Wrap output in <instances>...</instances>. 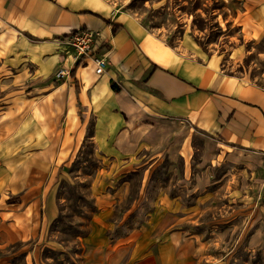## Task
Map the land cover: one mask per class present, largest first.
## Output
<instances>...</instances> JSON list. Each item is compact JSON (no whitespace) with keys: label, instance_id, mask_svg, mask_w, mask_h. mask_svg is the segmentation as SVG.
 I'll use <instances>...</instances> for the list:
<instances>
[{"label":"crops","instance_id":"0c3cea01","mask_svg":"<svg viewBox=\"0 0 264 264\" xmlns=\"http://www.w3.org/2000/svg\"><path fill=\"white\" fill-rule=\"evenodd\" d=\"M80 29L99 33L100 76L90 61L69 76L75 54L66 38ZM60 69L66 77L57 79ZM90 120L96 151L126 171L162 156L190 160L195 131L204 136L202 165L236 159L264 170V88L164 43L110 0H0V248L34 239L47 183ZM112 197L94 199L84 239L90 264H185L183 237L132 231L110 239ZM16 255L0 264L31 257Z\"/></svg>","mask_w":264,"mask_h":264},{"label":"rangeland","instance_id":"374dc122","mask_svg":"<svg viewBox=\"0 0 264 264\" xmlns=\"http://www.w3.org/2000/svg\"><path fill=\"white\" fill-rule=\"evenodd\" d=\"M110 1L171 47L190 49L226 75L264 88V0ZM92 128L90 120L81 145L48 181L42 215L31 222L34 239L1 247L0 260L14 252L16 261H24L30 252L26 264L92 263L84 239L92 228L95 196L106 193L113 195L110 239L132 231L172 234L177 242L185 240V264H264L262 168L236 159L202 165L204 136L195 131L190 160L162 156L126 171L96 151ZM176 136L185 140L183 133Z\"/></svg>","mask_w":264,"mask_h":264},{"label":"built area","instance_id":"2783aa9c","mask_svg":"<svg viewBox=\"0 0 264 264\" xmlns=\"http://www.w3.org/2000/svg\"><path fill=\"white\" fill-rule=\"evenodd\" d=\"M98 37L99 33L96 31L80 29L67 36L66 42L74 50L75 61L77 59L90 61L94 67V74L100 76L105 72L107 62L105 57L94 55V48ZM55 77L62 79L66 77V72L60 69L56 72Z\"/></svg>","mask_w":264,"mask_h":264},{"label":"trees","instance_id":"16d2710c","mask_svg":"<svg viewBox=\"0 0 264 264\" xmlns=\"http://www.w3.org/2000/svg\"><path fill=\"white\" fill-rule=\"evenodd\" d=\"M109 25L111 26L112 28V31H115L117 29V25L115 24H112V23H109ZM76 31L72 32V33H75ZM86 64V61L82 60V59H77L75 62H74V66L73 68L69 71V76L70 77H74L75 75V71L76 69L79 67V66H82ZM112 88L115 89V86L112 85ZM80 119H81V116H80Z\"/></svg>","mask_w":264,"mask_h":264}]
</instances>
